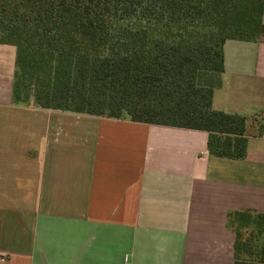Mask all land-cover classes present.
Here are the masks:
<instances>
[{
	"label": "crops",
	"instance_id": "crops-1",
	"mask_svg": "<svg viewBox=\"0 0 264 264\" xmlns=\"http://www.w3.org/2000/svg\"><path fill=\"white\" fill-rule=\"evenodd\" d=\"M223 56L212 108L263 123L243 159L209 155L205 131L0 94V264H232L227 212L264 214V39Z\"/></svg>",
	"mask_w": 264,
	"mask_h": 264
},
{
	"label": "trees",
	"instance_id": "trees-1",
	"mask_svg": "<svg viewBox=\"0 0 264 264\" xmlns=\"http://www.w3.org/2000/svg\"><path fill=\"white\" fill-rule=\"evenodd\" d=\"M264 0H0L12 104L201 130L243 159L255 117L212 108L227 39H264ZM232 264H264V214L229 210Z\"/></svg>",
	"mask_w": 264,
	"mask_h": 264
},
{
	"label": "rangeland",
	"instance_id": "rangeland-1",
	"mask_svg": "<svg viewBox=\"0 0 264 264\" xmlns=\"http://www.w3.org/2000/svg\"><path fill=\"white\" fill-rule=\"evenodd\" d=\"M1 45H5V44H1ZM10 48L12 51L8 52V50H10ZM2 49L5 50V52H4V56H3L4 57V59H3V62H4L3 66L4 67H3V72H2L3 79L0 78L3 81L1 86H0V94H4L5 92L8 91V89L11 90V88H10L11 85H10V87H8V76L10 73L9 70H10V67L13 68V65H11V62H12L11 56H13V59H15V57H14L15 56V47L4 46ZM13 70H14V68H13ZM12 77H13V75H12ZM17 105H19V106H34L32 100H29L26 104H17Z\"/></svg>",
	"mask_w": 264,
	"mask_h": 264
}]
</instances>
